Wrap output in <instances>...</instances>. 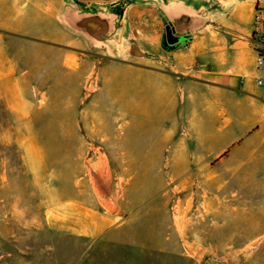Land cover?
Returning a JSON list of instances; mask_svg holds the SVG:
<instances>
[{"label":"rangeland","instance_id":"374dc122","mask_svg":"<svg viewBox=\"0 0 264 264\" xmlns=\"http://www.w3.org/2000/svg\"><path fill=\"white\" fill-rule=\"evenodd\" d=\"M23 40L0 36V264H264V132L223 148L212 101L171 124L180 100L148 97L146 76L133 90L124 52L71 75ZM214 103L222 128L230 101Z\"/></svg>","mask_w":264,"mask_h":264},{"label":"crops","instance_id":"0c3cea01","mask_svg":"<svg viewBox=\"0 0 264 264\" xmlns=\"http://www.w3.org/2000/svg\"><path fill=\"white\" fill-rule=\"evenodd\" d=\"M118 1L126 0H0V36L35 40L39 48L57 55L58 69L71 75L85 72L91 61L104 60L105 53L110 54V47L114 52H124L137 60L133 66L139 77L132 82L133 90H136L138 80L146 76L148 97L159 96L173 102L180 100L174 102L171 124L176 109L187 107L188 101H212L211 108L214 109L218 107L215 101L228 99L229 110L222 107L227 112L222 128L216 125L215 119L220 112L213 109L210 112L212 129L222 132L219 140L223 141V148L235 143L242 135L247 134L248 142L258 132H264V85L257 82L259 76H264V71L258 69L251 38L254 10L260 3L264 4V0H150L148 4L138 1L130 4L123 16L118 14L112 34L101 37L109 49L89 39L82 30L64 19L68 6L76 10L71 17L77 19L82 11L109 13L108 4ZM167 3L181 13L185 7L204 8L202 16L207 20L206 25L171 43L167 37L171 28L166 25L161 8ZM129 12L133 14L130 16ZM127 23L133 25V31L125 36ZM28 24L38 28L34 32L40 35L38 38L28 35L31 33ZM172 31L179 33L178 27ZM130 36L145 55L128 54L124 41ZM22 73L28 76L30 72ZM27 82L35 90L47 91L35 81ZM148 110L151 116L166 113V110ZM262 143L264 138L260 140V145ZM190 158L191 163L204 161L200 156Z\"/></svg>","mask_w":264,"mask_h":264},{"label":"water","instance_id":"95a60500","mask_svg":"<svg viewBox=\"0 0 264 264\" xmlns=\"http://www.w3.org/2000/svg\"><path fill=\"white\" fill-rule=\"evenodd\" d=\"M161 8L167 26L170 27L177 19H181L183 22L181 27H178V34L174 33L171 29L167 31V37L171 43L178 41L179 38L184 37L190 31L200 29L206 25L207 20L202 16L204 8L194 10L185 7L182 9L183 13L177 12L175 6L168 3L163 4ZM75 11L70 6L66 7L64 19L76 29L82 30L89 39L109 49V45L100 39L102 36L110 35L115 31L118 14L104 11H82L79 13L78 18L74 19L71 17V13ZM109 51L111 52L110 49ZM127 52L132 56H143L146 54L133 40L127 46Z\"/></svg>","mask_w":264,"mask_h":264},{"label":"built area","instance_id":"2783aa9c","mask_svg":"<svg viewBox=\"0 0 264 264\" xmlns=\"http://www.w3.org/2000/svg\"><path fill=\"white\" fill-rule=\"evenodd\" d=\"M251 38L253 49L257 56L258 69L264 71V4L260 3L254 10V24ZM257 82L264 85V76H259Z\"/></svg>","mask_w":264,"mask_h":264},{"label":"flooded vegetation","instance_id":"af4514ba","mask_svg":"<svg viewBox=\"0 0 264 264\" xmlns=\"http://www.w3.org/2000/svg\"><path fill=\"white\" fill-rule=\"evenodd\" d=\"M182 20L181 19H177L176 21H174V23L170 26L171 30H173L174 27H181L182 25Z\"/></svg>","mask_w":264,"mask_h":264}]
</instances>
